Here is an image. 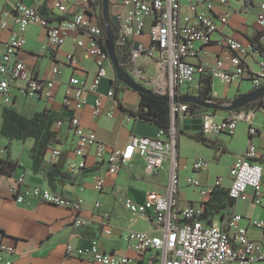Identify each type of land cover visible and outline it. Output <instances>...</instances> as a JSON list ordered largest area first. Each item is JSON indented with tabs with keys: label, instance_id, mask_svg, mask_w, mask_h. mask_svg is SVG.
I'll use <instances>...</instances> for the list:
<instances>
[{
	"label": "crops",
	"instance_id": "1",
	"mask_svg": "<svg viewBox=\"0 0 264 264\" xmlns=\"http://www.w3.org/2000/svg\"><path fill=\"white\" fill-rule=\"evenodd\" d=\"M264 0H230L228 11L230 18L227 25H221L217 21V31L213 33L210 43L203 45L196 44L198 54L188 59L192 64L213 65L219 59L222 60L225 69L230 70V50L224 45L225 37H232L244 45L250 46V39L260 31L256 25V7ZM13 0H0V19L6 20L7 27L0 30V55L3 45L7 43L12 35L17 33L18 26L11 14ZM27 5L32 6L39 15L48 19H54L52 0H26ZM121 0H109V9L112 16L120 14ZM96 3V5H95ZM94 11H98L96 1ZM187 0H181L183 10L186 9ZM221 7L215 2L212 15L217 17ZM249 14L251 17L249 18ZM99 25L101 17L96 14ZM148 27L146 30L147 34ZM143 34L142 36H144ZM148 35V34H147ZM25 43L18 51V57L24 64L33 71L38 79L50 77V69L53 65H60L61 73L52 76L54 81V92L52 99L36 98L34 96L15 97L12 90V103L4 104L0 100V129L2 125V109L10 106L24 117L30 118L38 113H48L55 116L50 130L55 134L51 147L44 154L39 166V172L33 173L32 150L34 140L31 138L25 141H11L0 134L1 138L8 140L7 144L0 147V159L8 158L18 163L15 172L10 176L0 175V233L3 236V244L13 247V254L8 256L10 264H95L88 257H76L68 255L67 245L76 247H87L91 241H97L102 251L126 256L136 260L134 264H148L153 252L136 254L127 249L122 236L127 231H142L151 235L161 233L152 221V213L145 217L137 216L129 212L122 204L123 199L129 198L135 203H143L151 192L165 193L168 185L169 165L166 164L163 171L154 175L145 173L144 161L137 155L133 156L129 164H123L117 174L111 175L107 171V164L98 161L94 156L95 148L88 149L84 157H77L73 150L77 144V133L92 131L98 142L111 148L122 149L125 147L131 135L153 137L158 128L148 123L139 121L136 113L139 107L141 96L119 81L114 75L113 69L107 67L106 75L94 91L85 92V100L80 113L77 114L79 124L77 127L69 125L73 111L64 102V91L70 77L74 76L89 85L96 73V66L93 60L85 53L84 48L78 47L75 40L87 43L88 36L85 33L72 32L66 41L54 52L47 49L46 31L42 27L30 25L23 34ZM141 36V37H142ZM135 42L142 49L140 37ZM147 47V46H146ZM143 47V48H146ZM72 54L78 61L79 67L74 68L65 63V55ZM259 54L247 55L243 58V65L248 73L257 74L264 72V66L257 73L254 71V64L262 59ZM42 65L45 68H42ZM123 68L133 79L143 86L163 92L166 86L167 73L165 69L154 59L145 55L139 56L134 63H123ZM150 77L146 82L142 79ZM165 78V79H164ZM141 80V81H140ZM247 79L233 81L231 84H224L214 81L212 84V96L222 103H229L233 98L250 92L253 88L248 84ZM199 80H197L198 84ZM199 86L191 87V93L185 88L178 91L180 96H197ZM112 91L113 97L107 93ZM17 92V91H16ZM101 97V106L105 111H113L111 118L105 114L97 118L92 117V104L97 97ZM253 114L252 123L243 120L239 123L233 135L224 134L207 138L214 145L207 146L200 142L189 139L183 133L200 132L201 122L199 117L203 113H212L216 119H223L229 112H211L196 110L193 117H183L176 123L178 131L176 140V156L178 161L179 177H182V169L186 174H192L193 178L202 185L212 186L217 178H222L219 187L204 199L199 196L197 189H190L192 193L187 195V183L178 190L177 199L180 208L193 203L202 207L206 212L203 219L206 223L216 228L226 229V221L234 214L243 217L240 225L247 229L248 236L254 241L264 240V233L252 225L250 220H264V199L260 205L252 202L251 192L248 191V198L243 201H233L228 197L230 179L229 168L235 158L242 155L249 143L255 148L257 161L260 162L264 171V139L259 133L249 135V125L260 127L264 120V109H246ZM187 119L186 123L184 121ZM61 122V125L58 124ZM14 142L20 143V145ZM190 146V147H188ZM191 149V151H190ZM19 150L18 155L14 153ZM60 151V155L53 156V151ZM197 158H203L207 162L206 169L200 172H190L192 163ZM84 161L85 167L74 172L68 169L69 164H79ZM224 163V170L213 171L215 164ZM181 172V174H180ZM52 174L48 180L47 175ZM101 176L104 178L102 191L97 192L93 188V178ZM23 178V187L39 186L48 188L51 192L71 198L83 199L85 202L80 215L87 219V225L75 227L71 222L72 211L70 209L53 206L42 202L31 200L24 204H17L8 193V188L15 186L18 178ZM100 203L99 209L95 203ZM107 212L109 219L107 227L111 234H105L101 223V212ZM204 214V213H203ZM159 260L154 257L153 264Z\"/></svg>",
	"mask_w": 264,
	"mask_h": 264
},
{
	"label": "built area",
	"instance_id": "2",
	"mask_svg": "<svg viewBox=\"0 0 264 264\" xmlns=\"http://www.w3.org/2000/svg\"><path fill=\"white\" fill-rule=\"evenodd\" d=\"M26 0H13L11 14H13L18 31L3 45L0 55V99L9 104L12 90L22 96H34L45 100L53 98L54 81L52 76L61 73L60 65H53L49 71L50 77L38 79L22 60L18 51L25 43L24 32L30 25L45 29L47 49L50 52L57 50L65 41L69 33L79 32L88 36L87 43L75 40L78 47H82L95 66L96 73L91 83L85 86L78 78H69L65 91L64 102L73 111L69 125L77 127L85 100V92L94 91L100 80L105 77L107 67H111L104 47L101 29L97 23L96 14L102 18V9L94 11V3L99 0H52L54 19L42 17L37 11L26 4ZM221 7L217 17L213 16L215 2ZM230 0H187L186 11L181 6V0H121L120 14L117 15L119 29L116 41L117 47L124 49L128 61L134 63L136 59L145 55L160 64L167 73L166 86L163 92L154 90L158 94L167 95L170 99L171 124L168 130L158 129L153 137L131 135L125 147L116 149L97 141L92 131L77 133V144L73 153L77 157H84L89 148H95L94 156L98 161L107 164V171L115 175L123 164H129L133 156L137 155L144 161L145 173L154 175L163 171L169 165V181L165 193L151 192L146 200L139 204L129 198L122 201L123 206L131 213L145 217L151 211L152 221L161 235H151L142 231H127L122 239L128 250L140 255L153 252L148 264H153L154 257L160 264H255L264 262V240L254 241L248 236L247 229L240 225L243 217L234 214L226 221V229H219L206 223L201 217L202 207L188 204L182 208L178 205V185L180 181L178 161L176 156V128L174 115L178 121L183 117H193L187 103H174L178 98V91L185 88L191 93V87L197 85L200 76L209 75L212 80L224 84L247 79L253 89L264 85V72L248 73L243 65V58L249 54L257 56L251 46L225 37L224 45L230 50V70L225 69L222 60L217 59L213 65L192 64L189 58L198 54L197 43H210L213 33L217 31V21L227 25L230 13ZM96 5V3H95ZM256 25L264 29V1L256 7ZM7 27L6 20L0 19V30ZM148 27L149 44L142 49L135 39L146 33ZM102 44V45H101ZM136 45L138 47L136 48ZM65 63L74 68L79 67L78 61L72 54L65 55ZM264 66V57L258 62ZM165 79V78H164ZM22 83V84H21ZM110 90L108 97H113ZM213 94V92H212ZM188 96V95H187ZM192 96V95H189ZM260 109H264V97L258 100ZM105 114L111 118L113 111H105L101 106V97H97L92 104V117L97 118ZM253 114L246 109L229 112L223 119H216L212 113H203L200 132L206 138L224 134L233 135L238 124L243 120L252 123ZM61 125V122H58ZM249 135L257 133L264 139V120L260 127L249 125ZM264 152V149H263ZM60 155L54 150L53 156ZM255 148L249 143L242 155L235 158L229 168L230 185L228 197L233 201H243L251 192L252 202L260 205L264 199V171L257 161ZM207 162L197 158L192 163L195 172L204 171ZM84 161L79 164H69L72 172L83 169ZM222 178H217L212 186L202 185L198 180L187 178L186 183L198 190L204 199L219 187ZM16 185L8 188V193L17 204H24L31 200L53 206L64 207L72 211L71 222L75 227H83L88 221L80 215L84 204L83 199H71L51 192L48 188L39 186L23 187V178L16 180ZM104 178H93L95 191H102ZM100 203H95L99 209ZM101 223L105 234H111L106 221L107 212H101ZM250 225L264 233V220H250ZM0 233V264H10L8 256L13 254V247L2 242ZM68 255L88 257L95 264H133L136 260L126 256H119L101 250L97 241H91L87 247L67 245ZM61 264H68L63 262Z\"/></svg>",
	"mask_w": 264,
	"mask_h": 264
},
{
	"label": "trees",
	"instance_id": "3",
	"mask_svg": "<svg viewBox=\"0 0 264 264\" xmlns=\"http://www.w3.org/2000/svg\"><path fill=\"white\" fill-rule=\"evenodd\" d=\"M101 1V0H100ZM111 29L114 35V41H116L117 33L119 29V21L117 22L110 21ZM99 27L102 32V38L105 39V28L104 22L101 18ZM102 45V44H101ZM250 46L254 51H257L261 57H264V29L258 31L255 36L250 39ZM115 51L119 61L127 62L128 57L124 49L117 47L115 45ZM212 84L213 80L209 75H203L199 78V88L197 90V95L203 100H211L214 102L222 103L212 96ZM189 111L191 114H194L196 110L207 111L204 108L198 107L193 104L187 103ZM244 108L258 110L261 108V104L258 101L253 102ZM242 108V109H244ZM217 112V111H212ZM137 116L139 121L142 123H148L156 126L158 129L168 130L171 124V114H170V105L167 102L153 99L145 95H141L139 107L136 113H133ZM53 115L48 113H38L33 115L30 118L24 117L15 109L10 106H6L2 109V125L0 129V134L11 140V141H25L28 138L33 139L34 148L32 150V166L31 170L33 173L39 172V166L44 158V154L51 147L50 141H53L55 134L50 130L55 118ZM175 128L178 121L177 113L174 115ZM189 139L196 142H200L207 146L214 145L210 140L202 135L201 132L197 133H183ZM17 162H13L8 158L0 159V175L10 177L18 167ZM47 179H52V174L47 175ZM193 204V203H190ZM201 215L200 218L204 219L207 215L206 212Z\"/></svg>",
	"mask_w": 264,
	"mask_h": 264
},
{
	"label": "water",
	"instance_id": "4",
	"mask_svg": "<svg viewBox=\"0 0 264 264\" xmlns=\"http://www.w3.org/2000/svg\"><path fill=\"white\" fill-rule=\"evenodd\" d=\"M101 9H102V20L104 22L105 28V42L104 47L107 52V56L110 62V65L113 69L114 75L116 78L121 81L124 85L129 87L134 92L138 93L140 96L145 95L153 99H158L167 103H170V99L167 95L158 94L152 89H149L135 79H133L128 73L125 72L123 68V61H119L116 51H115V43H114V35L111 29L110 21L117 22V17L112 16L109 9V0H101ZM138 45H136V48ZM264 97V85L253 89L250 92L241 94L235 98H233L229 103H218L211 100H203L197 96H180L174 99V103H189L196 105L198 107L204 108L207 111H219V112H232V111H240L244 110L245 106L258 101L259 99ZM244 108V109H242ZM214 113V112H213ZM185 118V117H184ZM187 119L184 121L186 123ZM198 122H201L198 119Z\"/></svg>",
	"mask_w": 264,
	"mask_h": 264
},
{
	"label": "rangeland",
	"instance_id": "5",
	"mask_svg": "<svg viewBox=\"0 0 264 264\" xmlns=\"http://www.w3.org/2000/svg\"><path fill=\"white\" fill-rule=\"evenodd\" d=\"M251 17V15L249 14V18ZM255 20H256V15H255ZM140 43L142 44V47H146V46H148V44H149V39H148V35L147 34H145L144 36H142V37H140ZM255 66H253V68H254V71L257 73V71H259L260 70V65L259 64H254ZM42 68H45V66L44 65H42ZM148 79H150V77H147V78H144V79H142V82H146ZM141 81V80H140ZM248 82V84L251 86V82L250 81H247ZM22 84V83H21ZM141 84V83H140ZM252 87V86H251ZM13 95H15V97L17 98V97H24V96H22V95H20V94H18L16 91H14L13 90ZM1 100V99H0ZM2 101V100H1ZM12 103V102H11ZM11 103H9L8 105H10ZM1 119V118H0ZM241 123V122H240ZM0 124H1V121H0ZM239 125V124H238ZM176 134L178 135V131L176 130ZM8 143V140H6V139H4V138H1L0 137V147H3L5 144H7ZM15 144H17L18 142H14ZM4 144V145H3ZM18 145H20V143H18ZM188 147H190V146H188ZM190 151H191V149H190ZM20 151L19 150H17L15 153H14V155H18V153H19ZM214 170L213 171H216V172H220V171H222V170H224V163H222V162H218L217 164H215V166H214V168H213ZM185 169H182V177H181V179H180V181H179V185H178V190H181V189H183L182 187V185L183 184H185V182H186V180H187V178H191L192 180H196V179H194L193 178V175L191 174H186L185 173ZM188 171H192V166H191V170H188ZM193 172H195V171H193ZM180 174H181V172H180ZM187 186H188V188H187V190H186V192H187V195H190V193H192V190H190V189H194L195 190V188L193 187V186H191V185H188L187 184ZM199 194V193H198ZM200 196V195H199ZM159 235H161V233L159 234ZM134 264V263H133ZM158 264H160V263H158ZM255 264H264V262H259V263H255Z\"/></svg>",
	"mask_w": 264,
	"mask_h": 264
},
{
	"label": "clouds",
	"instance_id": "6",
	"mask_svg": "<svg viewBox=\"0 0 264 264\" xmlns=\"http://www.w3.org/2000/svg\"><path fill=\"white\" fill-rule=\"evenodd\" d=\"M118 20V19H117ZM150 89V88H149Z\"/></svg>",
	"mask_w": 264,
	"mask_h": 264
}]
</instances>
